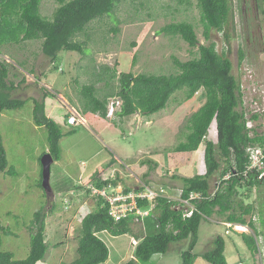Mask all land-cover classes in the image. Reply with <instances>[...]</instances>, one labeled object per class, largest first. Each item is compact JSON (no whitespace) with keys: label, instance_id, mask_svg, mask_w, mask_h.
I'll list each match as a JSON object with an SVG mask.
<instances>
[{"label":"rangeland","instance_id":"rangeland-1","mask_svg":"<svg viewBox=\"0 0 264 264\" xmlns=\"http://www.w3.org/2000/svg\"><path fill=\"white\" fill-rule=\"evenodd\" d=\"M234 4L236 27L231 31L230 42L226 43L223 32L215 30L212 31V38L219 51L230 48L228 55L233 63V73L240 79L243 88V106L248 116L252 112L259 113L258 118L250 123L258 131L264 132V15L256 0H234ZM57 5V0H41L40 10L51 18ZM17 18L18 14H13V20ZM182 20L192 22L200 42L206 43L197 0H119L112 14L87 26L86 32L90 37L84 54L61 50L55 62L42 52L41 41L27 40L16 44L0 39V56L14 65L10 66L11 75L16 73V76H12L17 83L12 96L27 99L22 108L0 112V133L8 164L16 171L15 175L0 173V220L13 231L12 235H2L3 250L11 251L17 259L25 258L30 251L34 232L31 228L34 213L46 208L45 240L49 248L45 258L37 264H71L77 257L82 218L97 207L95 194L102 193L106 200L116 195L111 194L110 186L117 193L122 189L123 194L137 191L142 185L163 188L161 197L178 199L184 203L182 206L179 204L178 208L183 207L184 213L190 210L193 213L195 206L189 198L191 194L197 197L200 194L190 193L188 198L181 197L182 178L200 171L205 173V141H217L216 125L214 122L210 125L207 136L196 152L177 151L175 147L185 140L189 132L190 116L205 102L203 89L192 99H187L185 91L179 90L172 95L166 108L149 116L136 113L126 116L124 123H121L123 117L116 114L122 103L117 95L109 97L106 118L90 111L86 117L80 113L84 104H90L88 93L83 92L84 85L93 83L99 78V73L101 79L95 82L97 90L94 96L102 97L119 90L118 80L105 75V65L112 68L118 62L119 71L135 74H170L177 72L173 56L180 60L196 56L197 49L191 48L180 36L159 32L165 24ZM116 26L117 32L112 30ZM86 32L76 39L86 40ZM239 48L245 51L242 62L239 61ZM45 93H48L45 97L47 113L61 127H66V117L73 111L85 121L84 124L69 125L77 127V131L61 139V158L51 165L49 194L41 186L42 166L39 163L41 157L49 152L48 131L46 126L35 123L32 101V98L41 100ZM69 105L75 106L78 111L73 108L66 116ZM148 120L151 122L147 123ZM94 122H107L105 124L109 123L112 127L101 130ZM96 149L101 152L94 155ZM115 152L123 158L107 168L104 177H113L118 173L127 178L116 185H106L109 195L105 196L106 193L102 192L105 187L99 188L93 184L88 171L102 165L104 159ZM150 156L159 160L158 167L153 170H149L147 163H142V159L148 160ZM67 182H73L70 191H60L65 190ZM219 182L218 173L212 179V186H218ZM126 188L130 189L126 191ZM237 189L238 193L233 199L234 210L239 213L242 205H251L252 212L246 218L254 222L256 230L247 224L229 222L224 214H214L201 222L194 250L203 252L210 247L212 239L221 234L226 240L225 254L230 264L241 261L242 264H264V183L257 187L240 186ZM149 214L153 216V211ZM143 215L145 218L148 216ZM150 221H147L148 231L153 232ZM138 227L143 228V223ZM230 228L238 233L251 234L258 250L254 253L248 250L242 237L231 232ZM226 229L229 232L226 233ZM131 235L117 237L106 232L99 236L110 246V239H115L119 254L123 253L122 258H126L133 250L129 243ZM187 246V241L173 243L164 257L156 261L155 255L160 254L156 253L148 262L139 261V264H181L180 252ZM114 261L115 257L110 264H115Z\"/></svg>","mask_w":264,"mask_h":264},{"label":"trees","instance_id":"trees-1","mask_svg":"<svg viewBox=\"0 0 264 264\" xmlns=\"http://www.w3.org/2000/svg\"><path fill=\"white\" fill-rule=\"evenodd\" d=\"M118 1L57 0L58 5L49 18L40 10L41 0H0V39L16 44L27 40L41 41L42 52L50 57L52 62L57 60L61 50L84 54L90 37L86 32L87 26L94 20L112 14ZM256 1L264 15V0ZM197 5L201 11L206 43L200 42L195 25L187 20L167 23L159 30L160 33L180 36L191 48L197 49L196 56L187 60L173 56L177 72L170 74L147 72L135 74L131 71H119L118 62L112 68L105 65V75H108L109 79L118 80L119 90L111 94L106 93L102 97L94 96L93 93L97 90L95 82L101 79L99 73V78L93 83L84 85L83 92L88 93L90 104H84L83 112H80L85 115L90 111L106 118L109 97L117 95L122 100L120 110L115 111L120 117L137 112L149 116L166 108L175 92L184 90L186 98L192 99L203 89L205 102L190 116L189 132L185 140L175 147L177 151H196L207 136L210 125L213 122L216 125L217 141L208 139L205 141V173L182 178L181 197L188 198L190 193L200 194L199 197L190 198L195 206L193 213L185 216L183 207L178 208L179 204L182 206L184 203L178 199L158 197L153 216L149 214L145 218L133 214L117 220L109 213V202L105 197L100 193L95 194L97 207L82 218L77 257L71 264H101L108 259L109 247L98 235L104 230L117 236L131 233L137 240L134 245V257L125 264L148 262L154 254L165 255L173 243L183 241H187L188 246L180 252L181 264H194L198 256L211 264H230L225 254L226 240L221 234L212 239L208 249L200 253L195 252L201 222L214 214H224L227 221L247 224L256 230L254 222L246 218L253 207L242 205L241 211L237 213L234 210L233 199L240 186L249 188L264 183V178H257L253 172L245 174L248 164L246 148L249 144L264 145V132L258 131L255 126L251 129L247 127L248 120H256L259 113L252 112L250 116L247 115L248 112L243 106L242 84L233 73V63L228 55L230 48L219 51L216 41L212 38V31L215 30L223 32L226 43L230 42L231 31L236 27L234 0H197ZM13 14H18L16 21L13 20ZM112 30L117 32L118 27ZM83 32H86L87 39H76ZM244 58L245 51L239 48V61L242 62ZM10 66L14 67L11 61L0 56V112L4 109L22 108L27 102V99L12 96L17 83L12 79L16 73L11 75ZM47 94L45 93L41 100L32 98L33 118L37 125L46 126L48 151L54 160H59L62 152L61 139L65 135V130L47 115L45 111ZM49 95L54 96L52 93ZM250 131L253 135H250ZM39 163L41 164V160ZM142 163H147L149 170H153L159 164L152 157L148 160L142 159ZM114 164L115 160L96 170L92 174L91 182L99 188L108 184H118L120 174L104 177L107 168ZM1 172L16 174L15 169L8 164L6 148L0 133ZM218 173L220 182L218 186H212V179ZM225 174H230V177L224 178ZM145 181L148 182L149 178ZM129 189L126 188V191ZM138 202L141 207L149 206L146 199H139ZM47 215L46 208L35 211L31 223L34 232L31 235L30 251L23 259H17L11 251L2 249V235H12L13 231L0 220V264H37L45 258L49 248L45 240ZM148 220L152 222L153 232L148 231ZM142 223L144 227H138L139 224L142 226ZM230 231L241 236L253 253L258 250L256 240L251 234L238 233L232 228ZM225 232L229 231L226 229Z\"/></svg>","mask_w":264,"mask_h":264},{"label":"built area","instance_id":"built-area-1","mask_svg":"<svg viewBox=\"0 0 264 264\" xmlns=\"http://www.w3.org/2000/svg\"><path fill=\"white\" fill-rule=\"evenodd\" d=\"M252 120H248L247 127L251 129L255 125H252L250 122ZM67 123L70 125H80L81 123L84 124L85 121L83 117L80 116L79 113H76L75 111L71 112L69 116L67 117ZM250 135H253V132L250 131ZM246 152L248 155V164L246 166L245 174H248L249 172H253V174H256V177L261 179L264 178V145L262 144H249L246 148ZM230 174H225L224 178H229ZM111 194H116L112 197H109L110 200L107 199L109 202V213L112 217L115 219H121L128 215H138L140 217H143V214H149L153 211L157 198L161 197L163 195V188H154L151 186L142 185L137 188V191H132L129 193H122L119 191L118 193L113 190L114 187L110 186ZM109 187H105V189H102L105 196L109 195L107 193V190ZM102 194V193H100ZM197 197L194 194H191L190 198ZM171 198V197H170ZM189 198V200H190ZM139 199H146L149 202V206L147 207H141L138 203ZM189 211V210H188ZM192 211L190 210L187 213H184V215L189 216ZM231 226V224L229 225ZM134 244L137 243V241L133 242ZM238 264H242L239 262Z\"/></svg>","mask_w":264,"mask_h":264},{"label":"crops","instance_id":"crops-1","mask_svg":"<svg viewBox=\"0 0 264 264\" xmlns=\"http://www.w3.org/2000/svg\"><path fill=\"white\" fill-rule=\"evenodd\" d=\"M76 109L75 108V106H73V105H69V108H68V112H67V114H66V116H68V113H69V111L71 110V109ZM77 110V109H76ZM45 111H46V113H47V107H46V100H45ZM78 111V110H77ZM136 114H140V115H142L141 113H139V112H137ZM47 115L48 116H50L49 115V113H47ZM51 117V116H50ZM85 117H86V114H85ZM66 119H67V117H66ZM123 120L121 121V123H124L127 119H126V117H123L122 118ZM147 123L148 122H151V120H148V121H146ZM95 124H97L98 126H99V128L101 129V130H105L106 131V129L107 128H109V127H112V125H109V123L106 125L105 123H107V122H104V123H101V122H94ZM64 124L66 125V127L64 128L65 129V135H67V134H69V133H71V131H77V127H74V126H69L70 124H68L67 123V121L65 120V122H64ZM94 124V125H95ZM67 126H68V128H67ZM81 126H84V125H81ZM79 127V126H78ZM74 128H76V129H74ZM74 131L72 132V133H74ZM108 131H110V130H108ZM64 135V136H65ZM63 136V137H64ZM102 148V147H101ZM197 151V150H196ZM196 151H194V152H196ZM95 152L96 153H94V155L96 154H98L99 152H101V151H99V149L97 150H95ZM194 156H195V154H193ZM151 157V156H150ZM120 158H123V157H121L117 152H115L114 153V155H112L110 158H106V159H104V161H103V164L102 165H100V166H98L96 169L95 168H92V169H90L88 172H90L89 173V175L91 176L96 170H98L101 166H106L107 164H109V163H111V162H113L114 160H115V164H117V159H120ZM152 158H154V159H156L158 162H159V160L157 159V158H155V157H152ZM195 162V161H194ZM193 162V163H194ZM195 165H196V163H195ZM194 166V165H193ZM86 167V166H85ZM157 167H158V165H157ZM83 170H85V169H83ZM83 170L81 171V172H83ZM78 171V170H77ZM80 172V173H81ZM201 172V171H200ZM200 172H197L196 174H202V173H200ZM195 174V173H194ZM193 174V175H194ZM80 176V174L78 173V176L77 177H79ZM124 176H126V175H124ZM120 177H121V179L118 181V182H124V180L127 178V177H122L121 175H120ZM123 179V180H122ZM128 180L130 181V179L128 178ZM74 182V181H73ZM73 182H67L66 183V185L64 186V189L65 190H63V189H61L60 191H70V188L71 187H73ZM172 184H174V182H172ZM67 188V189H66ZM55 192H57V191H53V193H55ZM56 232V231H55ZM106 232H108V231H106V230H104V231H101V232H99L98 233V235H100L101 236V234L102 235H105L106 234ZM129 233H127V234H122V235H124V236H126V235H128ZM118 236H120V235H118ZM117 236V237H118ZM239 236V235H238ZM106 237V239H108V237H107V235L105 236ZM239 237H241V236H239ZM243 239V238H242ZM115 239H110V242L112 243L111 245L112 246H110V244L107 242V241H105L106 242V244L108 245V247H109V257H108V259L105 261V262H103V263H101V264H110V262L112 261V259H113V257H115V264H125V262H127L129 259H131L133 256H134V248H135V244L133 243L134 242V240H136L135 239V237L133 236V235H131V237H130V242L129 243H131V245L133 246V250H132V252H130L129 254H128V256L126 257V258H122L123 256V253L122 254H119L120 252L118 251V249H117V241H114ZM137 241V240H136ZM243 242H244V240H242ZM245 243V242H244ZM246 245V244H245ZM248 250H250L248 247H247V245L245 246ZM112 251H115L114 253H116L115 255H114V253L112 252ZM251 251V250H250ZM155 256H157V257H155ZM154 257H155V260L157 261L158 260V258L160 259L161 257H164V255L163 254H156ZM159 256V257H158ZM154 257H152V258H154ZM205 260V259H204ZM241 261V260H240ZM208 261H203V259H202V257L201 256H198L197 258H196V260H195V262H194V264H211V263H207ZM242 262V261H241ZM243 263V262H242ZM138 264H139V262H138Z\"/></svg>","mask_w":264,"mask_h":264},{"label":"water","instance_id":"water-1","mask_svg":"<svg viewBox=\"0 0 264 264\" xmlns=\"http://www.w3.org/2000/svg\"><path fill=\"white\" fill-rule=\"evenodd\" d=\"M54 162V157L50 152H46L41 157L42 164V186L49 194L51 191L50 185V174H51V165Z\"/></svg>","mask_w":264,"mask_h":264},{"label":"bare ground","instance_id":"bare-ground-1","mask_svg":"<svg viewBox=\"0 0 264 264\" xmlns=\"http://www.w3.org/2000/svg\"><path fill=\"white\" fill-rule=\"evenodd\" d=\"M242 263V262H241Z\"/></svg>","mask_w":264,"mask_h":264}]
</instances>
